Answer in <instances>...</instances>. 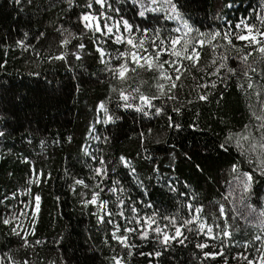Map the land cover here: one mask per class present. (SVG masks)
<instances>
[{"label": "trees", "instance_id": "16d2710c", "mask_svg": "<svg viewBox=\"0 0 264 264\" xmlns=\"http://www.w3.org/2000/svg\"><path fill=\"white\" fill-rule=\"evenodd\" d=\"M54 2L56 7L50 8L49 5ZM180 2L191 16V22L201 30L216 27L219 23L217 15L221 12L231 19L235 6H239L237 11H245L258 5V0H234L231 8L224 7L228 0ZM244 5L247 7L244 8ZM62 7L60 0H34L32 5L0 0V63L5 65L0 68V129L10 133L0 138V199L18 188L26 187L33 166L37 171L51 174L46 182L31 186L33 193L41 195V204L35 237L31 234L28 236L29 241L40 239L47 243L21 248L19 238L8 236V228L0 224V256L8 253L17 261L28 258L32 264H50L52 261L55 264H109L113 255H126L127 249L122 252L112 242L114 252L112 247L103 243L105 226L98 224L96 217L91 215L96 209L91 205L83 207L79 195L73 194L69 187L71 177L91 183L88 178L93 162L84 156L83 148L90 145L97 156L103 155L110 161L108 175L121 180L130 189L132 198L143 201L145 206L149 203L153 205V208H147L149 212L159 210L175 214L179 211L181 216H186L187 209L181 207V203H196L197 200L186 201L185 197L179 196V192L183 191L187 197L195 194L198 202L205 205L204 213L207 214L215 210L213 205L221 200L220 194L228 191L225 180L231 179L229 168L232 162L240 159L237 149L223 152L219 144L229 129L239 130L248 122V104L255 103V97L250 101L237 88V83L244 81L232 78L228 80L227 88L218 84L208 101H196V91L199 89L190 91V86L194 87L196 82L187 77L185 87L179 93L180 103L185 104L182 114L172 112V105L166 114L152 118H142L131 110H120L117 114L123 119L115 124L95 125L101 134L109 137V142L89 141L92 134L89 129L96 117L95 108L100 101L107 103L106 98L112 93L108 79L100 71L101 65L88 35L83 37V42L86 44L85 52L89 54L83 61H76L72 56L68 58L73 66L72 71L63 61L47 59L61 50V37L56 28L63 23L64 27L76 30L75 13L80 9H76L71 21L65 23L61 18ZM126 12L128 16L133 15L127 8ZM25 32L29 34L26 40ZM40 32L45 35L37 39ZM17 40H25L31 47L23 51L16 45ZM72 43L77 41L73 40ZM71 50V47L65 49ZM202 57V63L209 61L207 49ZM231 63L235 65L236 62ZM81 64L83 67H80ZM196 75L204 76L205 81L216 79L204 72H196ZM152 76L151 72L141 74L146 81L142 90L147 94L155 92L154 86H150ZM129 84L137 86L133 81H129ZM188 99L194 103L187 104ZM110 107L115 108V101ZM169 116L182 128L169 127ZM191 124H196V128L189 127ZM140 133L145 134L143 139ZM41 141L44 143L41 144ZM121 155L137 168L144 188L137 187L134 178L127 175L128 169L119 163ZM25 157L28 158L27 162L24 161ZM113 167L116 168L115 173L111 172ZM153 168H158V172H154ZM244 168L247 170L248 166L244 165ZM169 179L177 192L169 191ZM106 183L110 184L111 181ZM77 191H80L79 186ZM260 197H264V177L258 178L253 185L249 202L262 207L264 200ZM22 198L31 199L30 196L18 194L16 200L10 198L0 203V217L7 215ZM6 204L11 206L7 211ZM240 223L243 224V221ZM252 229L247 227L241 240L246 238L248 232H253ZM54 240L60 243L54 244ZM193 253L200 256L193 241L188 242L187 246L174 243L169 251L158 258V262L200 264ZM133 261L132 256L130 264ZM204 264L218 262L208 258Z\"/></svg>", "mask_w": 264, "mask_h": 264}, {"label": "snow or ice", "instance_id": "6c2138e0", "mask_svg": "<svg viewBox=\"0 0 264 264\" xmlns=\"http://www.w3.org/2000/svg\"><path fill=\"white\" fill-rule=\"evenodd\" d=\"M13 2L17 5H22V2L32 5L34 0ZM60 3L63 5L61 18L65 23L71 21L76 9H80L75 13L76 30H70L61 23L56 28L61 37V50L47 59L63 61L68 64V70L72 71L73 66L68 58L72 56L76 61H83L89 54L85 52L86 44L83 42V37L88 35L101 65L100 71L108 79L109 91L112 93L106 98L107 103L100 101L95 108L96 117L89 132L96 133L91 138L97 142L107 144L109 137L101 134L95 125L115 124L123 119L117 114L120 110H131L142 118H152L166 114L168 107L172 105V112L182 114L185 104L180 103L179 93L185 87L187 77L196 82L194 87L190 86V91L199 89L196 91V101H208L218 84L227 88L228 80L232 78L244 81L237 83V88L250 101L255 97V103L248 104V122L239 130L229 129L219 144L223 152H229L231 148L237 149L240 159L232 162L229 168L228 175L231 179L225 180L228 191L220 194L221 200L213 205L215 210L207 214L204 213L205 205L198 202L195 194L187 197L183 191L179 192V196L185 197L186 201L197 200L196 203H181V207L187 209L186 216H181L179 211L175 214L159 210L142 213L140 205L144 202L132 198L130 189L121 180L108 175L110 161L103 155L97 156L87 146L83 148L84 156L93 162L88 179L95 183L71 177L69 187L73 194L79 195L83 207L91 205L96 209L91 215L96 217L98 224L105 226L103 243L112 247L114 252L112 242L122 252L127 249L126 255H113L109 264H130L134 253L159 258L174 243L187 246L191 242L190 237L199 238L195 241V248L200 249L201 254L197 256L193 253V256L200 260V264H204V260L208 258L215 260L218 256L223 258L224 264H228L224 250L237 246L242 251H237L231 258L238 264L241 261L244 264H264V207L258 208L249 202L253 195V185L258 178L264 177V0H258L257 8L249 15L236 19H229L223 12L219 13L217 26L207 30H201L191 22V16L180 0H60ZM233 3L234 0H228L224 7L231 8ZM49 7H56V3ZM126 8L132 11V16L127 15ZM150 20L152 23H148ZM28 35L27 32L24 33L25 40ZM44 35V32H40L36 38ZM25 40H17L16 45L23 51H28L31 45ZM73 40L77 43L73 44ZM69 47L72 50L65 51ZM205 49L209 52V61L202 63ZM36 55L39 56V53ZM232 61L236 62L235 65ZM4 66L0 63V68ZM147 72L153 74L150 86H154L155 92L152 94L142 90L146 81L141 78V74ZM196 72H204L208 77L216 79L205 81L204 76L197 77ZM129 81L137 83V86L132 87ZM220 98H223L222 93ZM113 101L114 109L110 107ZM186 103L192 104L194 101L188 99ZM168 126L177 130L182 128L171 116L168 117ZM225 126L228 127L227 124ZM189 127L196 128V124ZM6 135L10 133L0 129V138H5ZM144 135L140 133L142 139ZM118 159L128 169L127 175L134 178L137 187L144 188V181L133 163L124 155ZM27 160L25 157L24 161ZM244 165L248 166L247 170ZM197 168L200 166L197 165ZM153 171L158 172V168H153ZM111 172L115 173L116 168H111ZM50 178V173L37 171L33 166L27 186L0 199V203H4L10 198L16 200L18 194L31 197L30 200H18V204L23 205L22 208L18 207L0 217V224L8 228L7 235L18 237L22 242L19 245L21 248L47 243L40 239L29 241L28 236L31 234L35 237L41 204V195L33 193L31 186ZM107 181L111 183L106 184ZM77 186L80 191H77ZM167 186L169 191L177 192L171 179L167 181ZM184 187L187 188V185ZM105 191L110 194L108 199L102 198L101 194ZM144 191L146 192V188ZM56 199L59 200V197ZM260 199L264 200V197ZM146 207L151 209L153 205L149 203ZM10 208V205H5L6 211ZM121 220L125 222L123 225ZM247 227L258 229V232H248L246 238L241 240ZM136 241L152 242L155 247L150 252L136 253L135 250L140 246ZM53 243L58 245L60 241L54 240ZM205 249L209 250L204 251ZM0 264H32V261L28 258L17 261L14 256L5 253L0 256Z\"/></svg>", "mask_w": 264, "mask_h": 264}, {"label": "rangeland", "instance_id": "374dc122", "mask_svg": "<svg viewBox=\"0 0 264 264\" xmlns=\"http://www.w3.org/2000/svg\"><path fill=\"white\" fill-rule=\"evenodd\" d=\"M238 5L237 6H235V9H233L234 10V12L231 14V19H236V18H239V17H241V16H245V15H249L252 11H253V9H256L257 7H255V8H252V9H246L245 11H237L238 10ZM247 7V5H244V8H246ZM171 26H173V25H171ZM96 127V126H95ZM96 133H92L91 135L92 136H94ZM89 136V141H95L94 139H92L91 137L92 136ZM88 148H89V150L91 151V152H93V150H92V148H91V146L90 145H88L87 146ZM94 153V152H93ZM91 183H95V181H91ZM106 184H109V183H106ZM102 195V198H104V199H108L109 198V193H107V191H105L104 193H102L101 194ZM127 195V194H126ZM132 197V196H131ZM113 199H114V197H113ZM22 200H25V199H21L20 201H22ZM22 208L23 207V205L22 204H18L17 206H15L14 208H12L11 210H14V209H16V208ZM262 207H264V203L262 204ZM140 208H141V211H142V213L143 212H148V213H150L149 211H148V209H147V207L144 205V204H141L140 205ZM125 211L127 212V209H125ZM9 214V213H8ZM7 214V215H8ZM120 223L123 225L125 222L124 221H120ZM108 227H110V226H108ZM253 230V232H258V229H255V228H253L252 229ZM197 239H199L198 237H190V240L191 241H193L194 242V245H195V241L197 240ZM136 243H138L140 246L135 250V252L136 253H138L139 251H143V252H150V251H152L153 249H154V247H155V245L152 243V242H148V243H141L140 241H136ZM197 249V248H196ZM198 251H199V253L201 254V250L200 249H197ZM209 249H205L204 251H208ZM237 251H242V249L239 247V246H237L236 248H226L225 250H224V252H225V256H227L228 257V264H238V262L236 261V260H233L231 257L232 256H234L235 255V253L237 252ZM133 257H134V261H133V264H149V261H152V264H160L159 262H158V258L157 257H148V256H140V255H138V254H135L134 253V255H133ZM209 259H211V258H209ZM217 262H218V264H224V260H223V258L222 257H216V259H215ZM239 264H244V262H239Z\"/></svg>", "mask_w": 264, "mask_h": 264}]
</instances>
